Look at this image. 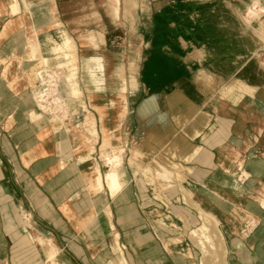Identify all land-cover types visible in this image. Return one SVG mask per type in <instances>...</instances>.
Masks as SVG:
<instances>
[{
    "label": "crops",
    "instance_id": "obj_1",
    "mask_svg": "<svg viewBox=\"0 0 264 264\" xmlns=\"http://www.w3.org/2000/svg\"><path fill=\"white\" fill-rule=\"evenodd\" d=\"M256 1L120 0L119 21L113 0H0V264H264ZM63 33L82 91L64 120L32 94Z\"/></svg>",
    "mask_w": 264,
    "mask_h": 264
},
{
    "label": "bare ground",
    "instance_id": "obj_2",
    "mask_svg": "<svg viewBox=\"0 0 264 264\" xmlns=\"http://www.w3.org/2000/svg\"><path fill=\"white\" fill-rule=\"evenodd\" d=\"M258 6H259V2L256 1L255 6H250L243 13H241L242 18L245 19V20L244 19L243 20L245 22L247 20V24L248 23L250 24L252 22V20H254V19H259L260 15L264 14V9L261 8L259 10ZM59 40L60 41L51 40L52 44L54 45L52 52H53V54H56V56H57V62H58L57 68L60 69V71H64V72L67 71V72H65L62 77L60 76L59 82H57L55 80L56 79L55 74H48L44 70L42 72V74H44L42 85L37 89V91L35 93V101H36V104H37L39 111L42 112L43 114L47 115V116H50V113L46 112L47 108L44 107V104H41V102L39 101V98L41 100H43L44 96L45 97L46 96H53V98H54L53 102L55 104V107L58 108L57 110L65 112V110H66L65 108L69 107L67 100L75 97L76 92H78L79 88H80V84L78 82L77 74L75 72H69L68 71L70 66L72 65L73 61L76 62L77 55L74 54L75 52L72 51L71 42L66 37L65 33H63L62 37H60ZM75 55H76V57H75ZM47 62L48 61L45 60V63H47ZM96 62H97V68L96 69L103 72L104 68H103V65L101 63V60L97 59ZM46 66H48V65H46ZM97 70H91V76L97 83H100L103 80L101 81V79H96ZM121 74H122V72H121ZM123 81H124V84L122 85L121 89L117 90L116 92H113V94H112V98L114 99L113 105L110 108L112 112H121L122 111L120 106H118V103H116L115 100H118V102L121 100H125V94L124 93H125V90L127 89V84L125 83L127 81L126 78H123ZM95 89L97 90V92L100 91L102 89V85H100V84L96 85ZM53 117H57V116H53ZM51 124L57 125L56 122L55 123L51 122ZM107 160H110L109 162L112 161L111 157H109V156L107 157ZM107 181H108V186H109L111 192L113 194H115V192H117L120 187H119L118 181L115 179V176L112 174V172H110L107 175ZM39 242L42 243V245H43V241L40 240ZM48 253H49V255L47 254L49 256L48 258L49 259L52 258V260H54V258L56 256L54 249L52 248L50 251H48ZM120 256L124 258V252L123 251H120ZM120 264H128V263L124 260V261H121Z\"/></svg>",
    "mask_w": 264,
    "mask_h": 264
},
{
    "label": "rangeland",
    "instance_id": "obj_3",
    "mask_svg": "<svg viewBox=\"0 0 264 264\" xmlns=\"http://www.w3.org/2000/svg\"><path fill=\"white\" fill-rule=\"evenodd\" d=\"M113 5H114V9H115V14H116V18L119 20V21H121V2H120V0H113ZM261 8H263V7H260L259 8V6H258V9L260 10ZM264 9V8H263ZM18 11V9L17 8H14L13 9V12H17ZM244 19V18H243ZM245 20V19H244ZM254 20H257V19H254ZM245 22V21H244ZM246 23H247V20H246ZM249 24V23H248ZM262 26V28L260 29V33H259V35H261V37H262V39H263V41H264V26L263 25H261ZM263 31V32H262ZM30 40L32 41V39L30 38ZM30 41V42H31ZM70 42H71V49H72V51L73 52H75L74 54H76L77 55V53H76V46H75V44L70 40ZM32 43H34V41L32 42ZM76 55H75V57H76ZM262 57H264V55H262ZM45 71H50L49 73L50 74H53V72L52 71H59L60 69H58L57 67L54 69V68H50L49 66H46L45 65V67L43 68ZM43 69H41V70H43ZM41 70H39L38 72H37V77H38V80H39V83H40V81L42 80V75H41ZM78 70H79V64H78V55H77V57H76V62L75 61H73V63H72V65L70 66V68H69V72H75L76 74H77V77H78ZM65 72H67V71H65ZM64 71H61L60 73H61V77L64 75V73H65ZM203 74H207L208 72H207V70H202L201 71ZM60 73H57L56 75L59 77V74ZM57 82H58V79L56 78L55 79ZM127 80V79H126ZM39 83H38V86H37V88L36 89H34L33 90V92H32V94H33V97H34V100H35V93H36V91H37V89L40 87L39 86ZM126 83V82H125ZM127 84V83H126ZM126 94H127V89L125 90V97H126ZM81 95H82V91H81V88H79V91L77 92V95H76V97L77 98H74L75 100L76 99H79L80 97H81ZM53 99L54 98H51L50 97V99H49V101H50V103H51V111H49V113L50 112H53V113H56V112H58L57 114H54L53 116H59V117H61V119L62 120H64V119H66V114H67V112H69V107L68 108H65L66 110H65V112L64 111H60V110H57L58 108L57 107H55V104L54 105H52V102H53ZM108 101H109V99H108ZM36 102V101H35ZM127 102V97L125 98V100H121V101H119V103H120V106H121V108L123 107V105L125 104ZM49 103V102H48ZM94 104V103H93ZM47 106H50V104H47ZM69 106V105H68ZM96 108H97V110H99L98 112H103L102 111V109H100V108H98L97 106H96ZM34 113L32 114V116H33V118H37V119H39V118H41V117H39L38 115H37V112L38 111H33ZM36 112V113H35ZM123 112H125L124 110H123ZM52 116V117H53ZM43 121H44V117H42L41 118ZM51 122H56L57 124H59V122H58V120H56V119H52L51 118ZM111 159H114V158H111ZM106 160H107V156H106ZM108 162V161H107ZM109 163V162H108ZM121 163V161H118V165ZM109 164H112L113 166H115V164L116 163H114V162H111V163H109ZM100 176H101V174L100 173H98V177H97V186L99 187V188H101V179H100ZM219 237V236H218ZM209 247H211V245H209ZM212 247H214V249L216 248V247H220V248H222L223 247V245L221 244V241H220V243H219V246H212ZM114 252H115V254H116V257H117V261L119 262V257H118V255H117V249H115L114 250ZM49 257V256H48ZM49 259V258H48ZM49 260H52V258H50ZM53 261V260H52ZM118 262L117 263H112V264H118Z\"/></svg>",
    "mask_w": 264,
    "mask_h": 264
},
{
    "label": "built area",
    "instance_id": "obj_4",
    "mask_svg": "<svg viewBox=\"0 0 264 264\" xmlns=\"http://www.w3.org/2000/svg\"><path fill=\"white\" fill-rule=\"evenodd\" d=\"M50 97L51 98H53V96H44L43 97V100H41L40 98H39V101L41 102V104H44V107L45 108H47L46 109V112H49V111H51V103H50V101H49V99H50ZM53 101H54V99H53ZM49 102V103H48ZM47 104H50V106H47ZM52 105H54V102H52ZM58 112H56V113H53V112H50V116H52V115H54V114H57ZM49 115V114H48Z\"/></svg>",
    "mask_w": 264,
    "mask_h": 264
}]
</instances>
